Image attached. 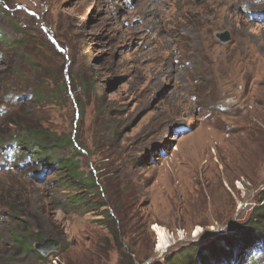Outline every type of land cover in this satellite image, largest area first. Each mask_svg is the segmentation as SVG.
Returning <instances> with one entry per match:
<instances>
[{"label":"rangeland","instance_id":"374dc122","mask_svg":"<svg viewBox=\"0 0 264 264\" xmlns=\"http://www.w3.org/2000/svg\"><path fill=\"white\" fill-rule=\"evenodd\" d=\"M263 12L264 0H0V135L17 140L29 119L72 135L78 152L57 156L76 153L104 181L71 209L51 170L0 155V264H121L118 243L151 254L136 264L199 242L205 257L241 247L264 198ZM46 68L69 95L23 99ZM117 190L130 195L122 209ZM28 228L31 252L15 244ZM47 238L60 250L43 256L34 245Z\"/></svg>","mask_w":264,"mask_h":264},{"label":"trees","instance_id":"16d2710c","mask_svg":"<svg viewBox=\"0 0 264 264\" xmlns=\"http://www.w3.org/2000/svg\"><path fill=\"white\" fill-rule=\"evenodd\" d=\"M23 39L24 35L21 40ZM2 41L7 43L4 39H2ZM231 55L232 54L228 57L227 64L230 63ZM34 66L37 67L36 64ZM48 70L49 69L46 68L39 75L37 73H39L40 70L35 71L33 79L34 83L31 86V92L27 96H30L31 98L34 97V99L41 102H44L49 98L63 101L64 98L69 95L68 87L64 82L59 80L58 76L55 75L54 70L51 69V73H49ZM52 78L56 79V81L54 82V86H51V89L49 88V85H51L52 81H50V79ZM91 86L92 83L88 82H85L83 85L84 88L88 89H92ZM41 97H43L44 100H42ZM84 116L85 111L84 108L81 107V110H79V118L82 119ZM6 139H8V135H0V145L10 143V141H6ZM12 142H16L23 152L27 151L33 162H37L38 165L41 164L45 169L51 170L52 175L54 174L53 183L58 184L57 186L62 187L64 190L72 192L63 197L65 203H70L71 209H73V206L82 208L91 205L88 196L99 194L100 186L104 181H99L97 175L91 176L86 174L82 170L80 162L76 159V153H71L69 157L59 158L57 156L61 150H67L71 147L77 151L78 144H74L76 142L72 135H58L50 129H43L32 119H29L26 127L22 130L20 137ZM17 168L20 167L17 165ZM77 187L79 189H77ZM74 188H76V190H74ZM123 190L126 192V187ZM102 197L104 198V196ZM127 197L129 198L130 195L127 194L125 196L117 190L116 193L111 196V203L114 202L115 208L120 207L122 209L124 208L123 204H125L124 201ZM260 202L261 203L257 205L249 219L246 221V225L242 226L239 231V236L244 240L241 247L205 257L208 253H206L203 246H201L203 242H199L189 249L184 247L172 255H168L165 264H240L253 247H264V198H262ZM104 206H107L105 201L101 203L97 202L95 208L99 210ZM11 207L12 211H10V213L12 218L18 220L20 210L14 206ZM8 209L10 208L8 207ZM103 212H107V209H103ZM100 222L104 221L102 220ZM27 231L23 236L16 237L15 244L23 248L25 251L31 252L33 251V243L38 240V236H36L35 240H32V242L30 241L29 243L27 238L30 237L29 232L31 230L28 228ZM18 234L20 235V233ZM115 238L118 239V234H115ZM224 242L228 241L226 240ZM223 246L225 245L223 244ZM117 250L121 258V264H136V262H141L151 256V254H145L141 257L142 255H140L135 249H126L120 243H118ZM125 256L129 257L128 261H125ZM131 257H134L132 261ZM122 259L125 262L122 261Z\"/></svg>","mask_w":264,"mask_h":264},{"label":"water","instance_id":"95a60500","mask_svg":"<svg viewBox=\"0 0 264 264\" xmlns=\"http://www.w3.org/2000/svg\"><path fill=\"white\" fill-rule=\"evenodd\" d=\"M216 37L223 43H228L232 40V35L229 30H224L216 33ZM61 242L54 238H47L43 242L35 243L34 247L43 256H47L54 251L60 250Z\"/></svg>","mask_w":264,"mask_h":264},{"label":"bare ground","instance_id":"6f19581e","mask_svg":"<svg viewBox=\"0 0 264 264\" xmlns=\"http://www.w3.org/2000/svg\"><path fill=\"white\" fill-rule=\"evenodd\" d=\"M159 233V244H158V250H162L165 248L166 244L169 243V238L167 237L166 232L163 229H158Z\"/></svg>","mask_w":264,"mask_h":264},{"label":"built area","instance_id":"2783aa9c","mask_svg":"<svg viewBox=\"0 0 264 264\" xmlns=\"http://www.w3.org/2000/svg\"><path fill=\"white\" fill-rule=\"evenodd\" d=\"M167 248H168V246L165 248V250H166ZM164 252H166V251H164ZM164 252H163V253H164Z\"/></svg>","mask_w":264,"mask_h":264}]
</instances>
